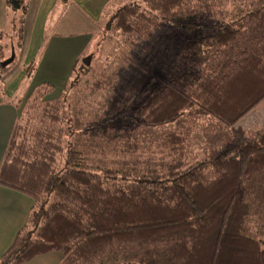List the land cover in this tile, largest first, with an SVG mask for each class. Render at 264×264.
<instances>
[{
  "label": "trees",
  "instance_id": "obj_1",
  "mask_svg": "<svg viewBox=\"0 0 264 264\" xmlns=\"http://www.w3.org/2000/svg\"><path fill=\"white\" fill-rule=\"evenodd\" d=\"M115 6L104 34L138 44L154 76L122 112L80 60L60 97L45 83L19 103L0 186L34 206L0 264H264V124L239 125L264 102V0ZM165 29L183 33L166 49ZM204 120L219 139L195 152Z\"/></svg>",
  "mask_w": 264,
  "mask_h": 264
},
{
  "label": "crops",
  "instance_id": "obj_2",
  "mask_svg": "<svg viewBox=\"0 0 264 264\" xmlns=\"http://www.w3.org/2000/svg\"><path fill=\"white\" fill-rule=\"evenodd\" d=\"M8 1L0 0V63L9 47V44L2 40L5 37L10 39L16 34L21 36L26 34L29 36L30 45L24 56L23 67L17 71V74L8 68L0 69V171L19 119V103L21 101L25 103L26 98L37 88L35 83L23 95L21 94L29 76L36 71V77L41 76L43 81L48 79L64 81V88L61 89H65L73 75L74 66L92 44L94 35L100 32L98 28L103 10L111 0H67L62 15L55 23L54 20L61 13L59 11L62 8V1L39 0L36 3L33 24L30 28L25 26V31L21 25H18L17 14L14 13L16 17L14 19L9 13ZM26 9L23 8V11L26 12ZM13 25L20 26V31L13 29ZM68 31L71 32L69 37H73L72 39L60 38ZM45 33H48L51 39V47L47 53L44 50L48 42ZM63 41L68 42L63 43L61 56V49L58 48ZM11 50L12 48L9 51ZM28 64L31 65L29 69L32 68V71L25 72L24 66ZM261 106H264V102L255 110ZM33 206L34 201L31 198L0 186V261L14 243L18 233L27 225ZM62 261L63 256L60 253L52 252L24 264H63Z\"/></svg>",
  "mask_w": 264,
  "mask_h": 264
},
{
  "label": "rangeland",
  "instance_id": "obj_3",
  "mask_svg": "<svg viewBox=\"0 0 264 264\" xmlns=\"http://www.w3.org/2000/svg\"><path fill=\"white\" fill-rule=\"evenodd\" d=\"M16 1H17L16 5H13L11 3V0L8 1L9 13L12 15L14 19L16 18L14 16V13L17 14L18 25H21L22 29L25 31V26L30 28V26L33 24V21L35 19L36 3H38L39 0H16ZM60 1H62L61 2L62 8L59 11L61 13L56 17L54 23L62 15L63 8L66 5V2H68L67 0L65 1L60 0ZM19 3L21 4L22 8ZM117 3H119V0L118 1L111 0L109 2V5L104 8L102 13L103 16L100 20L101 23H99L100 24L99 28L97 27L100 30V32L94 35L92 44L88 49H86L85 53H83L81 57V62L82 63L85 62L87 66L90 67L89 68L90 72L86 76H84L85 82L90 86L97 88L106 95H110L112 98L114 97L115 100H117L118 103L117 106L119 104L123 106V108L121 109L123 112L124 107L125 108L129 107L132 104L135 96L138 93H140L143 88L144 89L146 88L147 84L150 82V79L154 76V70H148L144 72V71H140V66L139 68H137L136 66L137 60L139 62V65H141L142 67L146 66L145 61H140L138 59L142 54L141 53L142 50H140V46L138 44L137 46L125 45V43L123 42L125 38L123 39L122 35L118 33L119 31L118 32L115 31L114 25L112 27L113 30L110 29L107 35L104 34L103 31L104 28L106 27L108 21L111 20V16L117 10L115 6ZM18 5L20 6L19 9L16 8V6ZM25 7L27 8L26 12L23 11V8ZM19 27L17 26L14 27L13 25V29H17L20 31ZM63 34L65 36L63 35L64 37H60V38H69V39L73 38V37H69V35L71 34V32L69 31ZM182 34H183L182 32L170 31L168 29H165V31H162V36L161 37L158 36L159 37L158 40H160L158 44H162V45L164 44L165 49L169 48L168 41H173V38L178 39ZM110 37L111 39L112 38L113 39L111 40ZM46 38H48L47 40L48 42L46 43L44 50L47 53V51L51 47V39L49 38L48 33H45V39ZM2 40H4L6 44H9V47L7 48V51L4 54V59L2 62L6 61L11 57L14 49L15 50L14 52L16 53V58L14 62L7 68L10 69V71L15 72L17 74V71L23 67L24 56L27 52L26 50L28 49V46L30 45L28 44L29 36H27L26 34L22 36L20 34H16L14 37L10 39L5 37V39ZM67 42L65 41L61 42V45L58 48L61 49L60 51L61 56H62V50L64 49L63 43H67ZM11 48L12 50L9 51ZM30 66L31 65L29 64L26 67L24 66L25 69L24 68L23 69L25 70V72L32 71V68L29 69ZM156 76L160 79L162 75H159V72H157ZM41 78H42L41 76L36 77V71H34L33 74L29 76V79L26 82V84H24L21 94L23 95V93H25L26 90L35 83H37L36 87H38L41 84L48 82L57 88V91L50 96V99H56L61 96L63 92V89H61V87L64 88L63 87L64 81L61 80L57 81L55 79H48L43 81V79L41 80ZM263 107L264 106H261L257 110L255 111L253 110L254 112L253 111L250 112L239 123V125L243 127V129H245L248 136H252L256 131L262 128L264 124ZM212 126L213 124L210 123L208 120H204L199 125L196 126L195 130L192 133V138L190 141L191 149L193 151L195 152L200 151L204 147L209 146L210 144H214L219 139V137L213 133L211 129ZM165 130H167V128L143 129L142 134H145L147 138V139L144 138L145 140L143 141H146V143L149 144L147 146L157 148L159 146L158 144H160L158 139H160L162 133L164 134ZM157 149L159 150V148ZM132 165L133 164H131L130 166ZM120 166H125L126 168L130 167L123 163H121Z\"/></svg>",
  "mask_w": 264,
  "mask_h": 264
},
{
  "label": "water",
  "instance_id": "obj_4",
  "mask_svg": "<svg viewBox=\"0 0 264 264\" xmlns=\"http://www.w3.org/2000/svg\"><path fill=\"white\" fill-rule=\"evenodd\" d=\"M11 3L13 5H16L17 4V1L16 0H11ZM16 8L19 9L20 6L18 5V6H16ZM15 58H16V53H12V55H11V57L9 59H7L6 61H4V62H2L0 64V67L2 69H6L8 66H10L14 62Z\"/></svg>",
  "mask_w": 264,
  "mask_h": 264
}]
</instances>
